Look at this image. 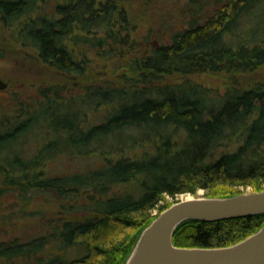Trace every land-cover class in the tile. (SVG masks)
Returning <instances> with one entry per match:
<instances>
[{
    "label": "trees",
    "instance_id": "16d2710c",
    "mask_svg": "<svg viewBox=\"0 0 264 264\" xmlns=\"http://www.w3.org/2000/svg\"><path fill=\"white\" fill-rule=\"evenodd\" d=\"M48 1L0 0V21L70 81L94 78L88 56L75 53V44L120 62L107 78L118 84L87 85L92 87L85 91V103L112 105L98 123H82L77 114L54 118L66 144L76 149L132 127L141 137L156 139L147 155L104 156L97 166L49 176L35 166L51 141L33 156L19 148L31 113L0 117V196L13 191L24 204L20 209L27 210L34 195H54L52 204L39 210L53 217L47 229L29 240L0 239V258L9 264H125L142 230L170 205L166 195L202 189L205 196L226 197L247 187L264 190V80L228 87L212 101L192 80L202 73H249L264 65V41L227 39L241 16L264 10V0H184L183 23L170 42L149 40L160 35L162 23V18L150 19L144 52L137 51L134 37L144 26L143 15L132 13L131 0H60L51 9ZM142 1L144 6L152 2ZM40 90L43 99L57 93L54 85ZM232 142L236 147L228 150ZM80 188L89 189L85 202L75 201ZM263 224L264 212L216 221L185 219L173 230L172 243L228 246ZM69 247L81 252L64 260Z\"/></svg>",
    "mask_w": 264,
    "mask_h": 264
},
{
    "label": "rangeland",
    "instance_id": "374dc122",
    "mask_svg": "<svg viewBox=\"0 0 264 264\" xmlns=\"http://www.w3.org/2000/svg\"><path fill=\"white\" fill-rule=\"evenodd\" d=\"M55 1L60 0L48 1L46 3L47 8L51 9ZM151 1L147 6L142 4V0L130 1L132 13L143 15L140 25L144 23V26H141L139 32L134 34L135 40L138 41L136 46L139 52L147 51L145 48L150 43L144 39L147 33L145 31L150 27V19L162 18V23L158 24L161 25L160 35L152 34L149 40L157 39L163 43L170 42L171 33L183 23L180 11L181 3L184 0ZM136 6L139 10L134 8ZM253 12L256 13L255 16ZM185 17L187 18L188 15ZM138 20L139 18H136L135 21L138 22ZM227 39L236 43L263 42L264 10L262 11L261 7L260 9L255 8L254 11L241 16L232 32L227 35ZM73 48L75 53H86L94 78L89 75L88 80L80 82L68 80L67 74L58 72L54 67L41 60L35 47L28 44L22 45L14 27H8L0 21V76L8 83L6 88L0 90V117L19 116L22 118L25 114L30 113L33 117L28 130L20 137L19 148L24 151L22 154L33 156L44 144L51 141L52 148L39 158L41 160L36 163L35 171L55 176L97 166L102 163L104 156L134 157L152 152L154 149L152 139L156 138L148 135L141 137L140 132L133 127L92 141L89 144H83L76 149L70 148L66 144L65 133L55 128L54 118L77 114L78 118H82V123H98L103 114L112 108V105L96 104L95 102L92 104L85 103V99L87 100L85 91L92 87L87 85H99L105 88L109 85L118 84L112 80H107V78L109 73L116 70L120 63L119 61L113 63L110 58L104 60L94 50L87 49L83 45L75 44ZM192 80L202 85L203 96L212 101L220 98L228 87L237 88L247 86L258 80H264V65L249 73L229 72L219 75L202 73ZM51 85H54L57 91L56 94L52 93L55 98L50 95L48 99H43L40 89ZM175 134L181 136L182 132L177 129ZM235 147L236 143L232 142L228 150ZM251 191V188L247 187L242 193ZM12 192L8 191L0 196V239L7 240L12 237H19L21 240H29L45 231L47 229L46 224L53 217L49 212L43 214V210H39L52 204L54 195L40 192L33 196L32 201L28 202L29 208L22 210L20 208L24 204H22L21 198ZM88 192L89 189L80 188L77 193L73 194L76 198L75 201L85 202ZM203 193L202 189H198L194 194L181 193L175 197L166 195L164 201L172 204L187 197L205 196ZM75 201L73 200V202ZM9 210H14V212L8 215L3 214ZM76 251L75 248L69 247L68 253L63 256V259L78 256L81 251ZM0 264H9V261L0 258Z\"/></svg>",
    "mask_w": 264,
    "mask_h": 264
},
{
    "label": "water",
    "instance_id": "95a60500",
    "mask_svg": "<svg viewBox=\"0 0 264 264\" xmlns=\"http://www.w3.org/2000/svg\"><path fill=\"white\" fill-rule=\"evenodd\" d=\"M8 85L0 76V90ZM264 212V190L226 197H187L164 208L141 232L125 264H264V224L221 247H177L172 233L185 219L216 221Z\"/></svg>",
    "mask_w": 264,
    "mask_h": 264
}]
</instances>
